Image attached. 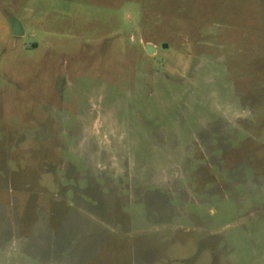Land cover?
<instances>
[{"label": "rangeland", "instance_id": "rangeland-1", "mask_svg": "<svg viewBox=\"0 0 264 264\" xmlns=\"http://www.w3.org/2000/svg\"><path fill=\"white\" fill-rule=\"evenodd\" d=\"M0 264H264V0H0Z\"/></svg>", "mask_w": 264, "mask_h": 264}, {"label": "water", "instance_id": "water-1", "mask_svg": "<svg viewBox=\"0 0 264 264\" xmlns=\"http://www.w3.org/2000/svg\"><path fill=\"white\" fill-rule=\"evenodd\" d=\"M12 25H13V34L15 36H22L24 34L23 33V28H22V26H21V24H20V22L18 20L14 19ZM152 49L153 48L150 47V46L146 47V50H147L148 53H151Z\"/></svg>", "mask_w": 264, "mask_h": 264}]
</instances>
